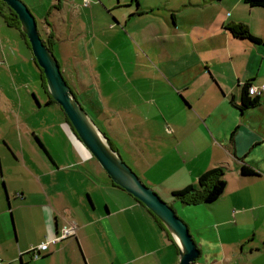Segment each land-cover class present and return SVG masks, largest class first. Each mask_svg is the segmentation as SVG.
<instances>
[{"label": "crops", "instance_id": "crops-1", "mask_svg": "<svg viewBox=\"0 0 264 264\" xmlns=\"http://www.w3.org/2000/svg\"><path fill=\"white\" fill-rule=\"evenodd\" d=\"M103 2L124 10L97 28L94 0L89 26L82 20L75 33L80 47L57 45L46 31L67 82L113 146L188 223L201 250L195 264H264V43L228 27L242 23L263 38L264 8L245 0H169L164 8ZM51 6L65 10L60 0ZM131 32L133 63L131 47L121 43ZM250 85L263 89L249 93L257 104L244 107ZM42 89L30 45L0 14V260L178 264L167 232L113 184L66 115L51 116L54 103ZM242 166L255 173L243 174ZM216 167L226 185L215 201L185 204L173 195ZM66 221L77 224V235L34 257L31 249Z\"/></svg>", "mask_w": 264, "mask_h": 264}, {"label": "water", "instance_id": "water-1", "mask_svg": "<svg viewBox=\"0 0 264 264\" xmlns=\"http://www.w3.org/2000/svg\"><path fill=\"white\" fill-rule=\"evenodd\" d=\"M3 1L18 15L21 30L26 34L33 55L44 71L48 91L64 110L78 138L115 184L143 202L162 221L178 246V264H194L200 257L201 250L188 223L153 187L144 182L125 161L120 151L110 143L109 137L98 126L67 82L57 56L44 42L37 20L28 5L23 0Z\"/></svg>", "mask_w": 264, "mask_h": 264}, {"label": "rangeland", "instance_id": "rangeland-1", "mask_svg": "<svg viewBox=\"0 0 264 264\" xmlns=\"http://www.w3.org/2000/svg\"><path fill=\"white\" fill-rule=\"evenodd\" d=\"M28 7L30 8V10L32 11V13L34 14L37 23H38V28L40 31V34L42 36V38H46L47 37V29L49 28L50 31L51 29L55 32L56 34V39H57V45H61L63 47H68L73 41H77L78 45H79V40H78V34L75 35V33H77V29L79 30L80 28V22H82V20L85 21V23L89 26L90 23V19L89 17L86 16V14H89L90 11L92 10V6L94 5L93 1L90 0V3L88 5H85V1L84 0H60L61 2H63V6H64V11L61 12H57L55 7L52 8L51 6V2L52 0H23ZM56 2H58L59 0H55ZM98 4H100L101 6H103V8L106 10V13H102L105 16H101V11H103V8L100 6L98 7V12L100 13L99 19L96 22V27L99 28L100 26L102 27H106L107 25V18L108 15L112 17V20L115 21L114 15H119L120 12H123L124 9H113L110 10L108 7H106L104 5L103 0H95ZM106 3L109 5L110 3H113L114 1L117 0H105ZM122 2H125L126 0H121ZM142 5L146 7V5H160L166 7V3H168L169 0H164V4L162 3L163 0H140ZM171 1V0H170ZM179 0H172L171 3H178ZM184 1V0H182ZM163 8L161 10H163ZM113 12L115 14H113ZM108 14V15H107ZM2 18V17H1ZM45 18H48L49 22L51 23V25H49ZM88 18V19H87ZM142 25H144V22L142 23ZM109 27V24H108ZM128 29H132V27H128ZM69 31V33H74L73 36L70 38H68L66 36V31ZM132 34H130L128 41H125L122 39L121 43L122 45H126L129 48L131 47V62L133 63V32H131ZM128 38V37H125ZM135 43H137V46L140 49H143L142 46H140V42L137 39H134ZM81 43V42H80ZM55 46V55L60 56L59 53V46ZM80 47V45H79ZM129 53V50H128ZM62 62H64L62 59H60ZM42 96L44 97V99L48 96V94L46 93L45 89H42ZM41 97V96H40ZM79 97V96H78ZM42 98V97H41ZM44 99H42V101H44ZM43 106H46L45 104ZM48 108H51V116L52 115H60V114H65V112L63 111V109L61 108V106L58 103H54L51 106H49ZM49 112V111H48ZM96 123L98 124V126L104 131V128L102 126V123L95 119ZM95 158V157H94ZM124 158V156H123ZM125 161L133 168V162H128V160L126 158H124ZM95 160L98 162V160L95 158ZM99 163V162H98ZM100 164V163H99ZM152 187V186H151ZM156 190V189H155ZM157 191V190H156ZM158 192V191H157ZM159 193V192H158ZM159 195L168 202V200L166 198H164L160 193ZM169 203V202H168ZM179 215V214H178ZM181 217V216H180Z\"/></svg>", "mask_w": 264, "mask_h": 264}, {"label": "trees", "instance_id": "trees-1", "mask_svg": "<svg viewBox=\"0 0 264 264\" xmlns=\"http://www.w3.org/2000/svg\"><path fill=\"white\" fill-rule=\"evenodd\" d=\"M245 2L251 6H260V7L264 8V0H245ZM0 14L5 18L8 25L14 26L21 31V33L25 37L26 41L30 45V42H29L26 34L21 30V23H20L18 15L3 0H0ZM228 27L231 30V32L233 33V35H235L237 37L247 38V39H251L255 42L264 43V37L263 38L255 37L250 32L248 26L245 24L235 23V24L229 25ZM51 38L52 37H50V35H49L47 38H43V40L51 49H53ZM30 47H31V45H30ZM35 60H36V58H35ZM36 62H37V60H36ZM39 68L41 69V78H42L43 86L45 88L46 93L49 96V101L47 103H57L56 100L50 95V93L48 91L47 81H46L43 69L40 66H39ZM259 100H260L259 96L251 97L249 95V86H248L247 93L245 91V98H244L243 106L244 107L253 106V105L257 104L259 102ZM80 101H81V99H80ZM83 106H84V104H83ZM86 110H87V108H86ZM90 115L92 116V114H90ZM66 118L69 121V118L67 117V115H66ZM94 120H95V118H94ZM69 123H70V121H69ZM71 126H72V124H71ZM109 141L112 144L110 139H109ZM241 172L245 175H250V174L255 173L251 168H249L247 166H242ZM223 175H224V169L221 167H216V168L210 169L207 172L201 174V176L199 177L197 185H190L184 189L173 191V195L176 198L180 199L185 204H197V203H201V202L215 201L217 198L220 197V195L223 193V191L225 189L226 181L223 178ZM112 182H113V184H115L113 180H112ZM115 185H117V184H115ZM117 186H119V185H117ZM119 187H121V186H119ZM137 200L145 206V204L143 202H141L139 199H137ZM147 210L153 215V217L158 222V224L167 232L168 236L170 237V240L177 246L175 240L173 239L172 235L169 233V231L167 230L165 225L162 223V221L151 210H149L148 208H147Z\"/></svg>", "mask_w": 264, "mask_h": 264}, {"label": "built area", "instance_id": "built-area-1", "mask_svg": "<svg viewBox=\"0 0 264 264\" xmlns=\"http://www.w3.org/2000/svg\"><path fill=\"white\" fill-rule=\"evenodd\" d=\"M90 0H85V5H88ZM263 88H260L256 85L249 86V93L251 95H259L262 92ZM77 235V224L74 222L66 221L57 234V236L51 240H45L40 244L34 246L31 250L34 254V257H39L43 252H47L51 243H57L59 241L75 237ZM0 264H4L0 261Z\"/></svg>", "mask_w": 264, "mask_h": 264}]
</instances>
